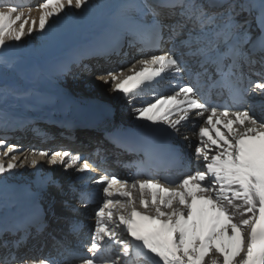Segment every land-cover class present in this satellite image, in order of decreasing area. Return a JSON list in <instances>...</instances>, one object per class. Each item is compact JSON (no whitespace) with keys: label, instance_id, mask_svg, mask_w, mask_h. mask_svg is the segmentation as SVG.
Returning a JSON list of instances; mask_svg holds the SVG:
<instances>
[{"label":"snow or ice","instance_id":"obj_1","mask_svg":"<svg viewBox=\"0 0 264 264\" xmlns=\"http://www.w3.org/2000/svg\"><path fill=\"white\" fill-rule=\"evenodd\" d=\"M37 7L38 31L48 41L58 38L57 22L66 8L77 13L95 8L99 32L67 60L26 69L23 53L6 41L20 44L32 37L36 21L29 24L17 5L0 0V125L22 124L12 109L33 94L10 85V74L30 72L34 80L59 81L78 75L72 68L79 65V72L107 86L108 96L123 101L104 103L107 126L94 149L110 142L185 170L171 184L154 177H100L95 183L104 185L103 203L85 241L79 205L86 196L77 182L98 170L93 160L83 154L68 159L67 150L33 149L50 168L60 165L63 173L74 169V174L40 176L21 196L9 177L26 165L39 170L38 159L20 160L18 147L0 138V264H138L137 256L155 264H264V0H102L96 5L43 0ZM81 23L74 18L63 27ZM126 46L160 51L147 57L141 52L143 58L130 67L121 63L92 71L83 63L84 55L111 63ZM169 74L171 94H154L138 106L137 93ZM185 77L187 82H179ZM225 92L238 106L219 102ZM46 100L57 103L61 96ZM197 120L203 123L192 133L196 142L185 156L173 141H189L182 126L191 121L195 127ZM9 204L20 210L9 212Z\"/></svg>","mask_w":264,"mask_h":264},{"label":"bare ground","instance_id":"obj_2","mask_svg":"<svg viewBox=\"0 0 264 264\" xmlns=\"http://www.w3.org/2000/svg\"><path fill=\"white\" fill-rule=\"evenodd\" d=\"M8 2L17 5V0H8ZM42 2L43 0H36L35 2L30 3L28 6L20 8V10L24 13V18L28 20L29 24H31L33 19H35L36 29H37L36 31H34L32 37L25 36L23 42L20 43L21 44L20 49L17 48L19 46L12 47L13 49H19L20 51L22 50V53L24 55L23 65L26 69H31L32 67H40L37 59L38 57H40L41 62L47 63L50 59L49 56H51L52 59V55L60 50L59 44L61 42L64 44L71 43L76 36H79L84 31H87L88 28L92 26L93 23L92 18L96 15L95 8H93L91 11H85L82 13H77L74 8H66L65 13L61 14L60 20L57 22V29L59 30L58 38L55 41H48L46 38L42 37L38 31L39 9L37 5ZM101 2L102 0H92L93 5L99 4ZM74 18H79L82 21V23L78 27L65 29L63 25ZM19 23L20 22H17L12 27L18 29ZM27 26L28 25L26 24V28ZM94 79L95 78H91L90 76H87L86 79L83 78V83H81L80 82L81 80L79 79L74 80V82L72 81L73 85L71 87L75 89V91L72 93H67V90L65 89L66 86L57 83L54 80L53 81H50L48 79L34 80L31 78L30 72H26L25 74H20V73L10 74L8 78V83L10 85L16 86L21 91L31 90L33 93L32 95L19 100L17 104L23 107L27 106L29 110L45 108L46 110L49 111H51L52 109H54L55 111H62V110H67L66 108L68 107L66 106V103H69L68 105L69 108H71L72 104H77L74 102V100H71L73 94L80 96L79 98L81 99V101L84 102L86 100L85 96L91 98L101 97L105 99L112 98L114 96V95L108 96L107 86L102 85L99 81H95ZM79 85L84 86V88H86L87 86V88L85 89L87 91L85 92V90H83L84 92H79V90H76V88L78 89ZM57 93L61 96L60 102H58L56 105L53 104V106L49 105L46 98L50 95ZM61 103L62 104L64 103L65 105H61ZM258 113L260 114L259 111ZM12 116L18 119V116L16 114H12ZM26 154H28L27 151L24 152V155ZM43 166L45 167L46 165L44 164ZM23 171L25 172L26 168ZM59 172L60 171H57L56 175ZM20 181L21 178L19 176L18 187H20V183H21ZM9 183L14 189H16L17 187L16 179L13 180L10 179Z\"/></svg>","mask_w":264,"mask_h":264},{"label":"rangeland","instance_id":"obj_3","mask_svg":"<svg viewBox=\"0 0 264 264\" xmlns=\"http://www.w3.org/2000/svg\"><path fill=\"white\" fill-rule=\"evenodd\" d=\"M45 42V41H44ZM48 42V41H47ZM6 43H8L9 44V47L10 48H12V47H16V46H19V47H17V48H21V44H16V42H8V41H6ZM64 43H62V45H63ZM64 45H66V44H64ZM60 47H61V45H60ZM21 52H22V50H21ZM52 59H53V57H52ZM46 66H47V64H45ZM80 80H83V79H80ZM74 82V81H73ZM71 82H66V84H65V82H64V84L68 87V89H72L73 91H75V89L74 88H72L71 86L73 85V83H71ZM62 84V83H61ZM64 85V86H65ZM93 85H94V83H93ZM86 88H87V86H86ZM86 88H84V86H82V85H79L78 86V89L76 88V90H79V92H84L83 90H85ZM89 89H91V88H89ZM87 90H85V92H86ZM21 153H22V155H21V157L22 158H20V160H23L25 157H28V156H23L24 155V153H23V151H21ZM37 157V156H36ZM7 159L8 158H5L4 159V163H5V165L7 164ZM28 159H29V161L31 160V157H28ZM37 159L38 160H41L39 157H37ZM40 163H43V162H40ZM26 167V166H25ZM24 167V168H25ZM21 169H23V168H21ZM18 170L19 169H17L16 170V172H14L13 174L14 175H12L10 178H13V177H16V175H18V177L20 176L19 174H18ZM34 172V171H33ZM28 173V171L27 172H22V174H24V175H28V176H33V175H35L36 173L34 172L33 174H27ZM10 180V179H9ZM12 180V179H11Z\"/></svg>","mask_w":264,"mask_h":264}]
</instances>
